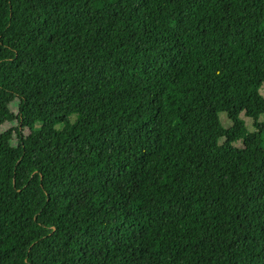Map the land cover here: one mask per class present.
I'll return each instance as SVG.
<instances>
[{"label": "trees", "instance_id": "16d2710c", "mask_svg": "<svg viewBox=\"0 0 264 264\" xmlns=\"http://www.w3.org/2000/svg\"><path fill=\"white\" fill-rule=\"evenodd\" d=\"M263 117L264 0H0V264H264Z\"/></svg>", "mask_w": 264, "mask_h": 264}, {"label": "rangeland", "instance_id": "374dc122", "mask_svg": "<svg viewBox=\"0 0 264 264\" xmlns=\"http://www.w3.org/2000/svg\"><path fill=\"white\" fill-rule=\"evenodd\" d=\"M221 119H222V122L224 124L225 127L229 128L232 126V123L227 119V117L225 116V114H221ZM263 120H264V117H263ZM246 123H247V127L250 131H253V125H252V122L249 120V119H246ZM241 145V144H239Z\"/></svg>", "mask_w": 264, "mask_h": 264}]
</instances>
